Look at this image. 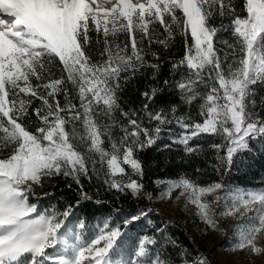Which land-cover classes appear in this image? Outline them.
I'll return each mask as SVG.
<instances>
[{
    "label": "snow or ice",
    "instance_id": "obj_1",
    "mask_svg": "<svg viewBox=\"0 0 264 264\" xmlns=\"http://www.w3.org/2000/svg\"><path fill=\"white\" fill-rule=\"evenodd\" d=\"M243 9L245 15L237 12L235 0H0V264H125L118 259L119 226L105 222L91 239L73 241L67 228L72 205L63 212L40 211L30 202V197L39 199L35 189L47 179L70 178L83 200L91 197L83 192L82 178L94 176L108 190L152 200L144 192L136 153L154 146L173 123L181 131L171 143L188 156L204 152L196 142L201 137L220 140L208 145L217 171L230 169L238 154L253 151L252 142L264 145V96H259L264 0H244ZM178 35L185 39V52L172 61L171 72L179 79H165L163 87L177 90L179 104L152 110L150 104L163 90L154 86L141 93L147 102L139 110L125 111L119 97L124 85L143 70L151 69L153 80L160 73L162 61L151 46L168 49ZM148 55L158 62L147 60ZM180 104H195L200 119L178 114ZM33 114L34 131L24 122ZM177 190L176 199L184 197L185 207L194 206L209 229L222 231L226 217L244 221L236 226L231 251L264 254V188L218 181L200 185L182 175L167 182L160 198H171ZM218 191L224 194L206 198ZM152 211L142 209L124 224L144 218L151 225ZM157 243L144 235L127 264H176V258L189 264L187 252L174 258L163 248H149ZM191 264L209 262L199 256Z\"/></svg>",
    "mask_w": 264,
    "mask_h": 264
},
{
    "label": "trees",
    "instance_id": "obj_2",
    "mask_svg": "<svg viewBox=\"0 0 264 264\" xmlns=\"http://www.w3.org/2000/svg\"><path fill=\"white\" fill-rule=\"evenodd\" d=\"M244 0H235L236 10L241 15H245L243 9ZM219 23V20L213 21ZM227 23V21H225ZM158 34H163V29L159 25L156 26ZM95 40V33L91 34ZM163 38V35H160ZM224 38L229 39L230 33H224ZM124 36L120 37L123 41ZM190 42V38H189ZM147 44V42H145ZM151 51L156 52L162 61L160 73L155 80L152 79V70L147 69L138 73L133 79L124 85L123 90L119 92L120 103L125 111L128 109L139 110L147 101L142 97L141 93L151 90L152 87L162 88L161 92L157 93L155 101L150 104L152 110H158L163 107L167 109L172 104H179V94L173 87H163L165 79L174 80L179 79V75L173 76L171 72V63L174 60L180 59L185 52V39L178 35L170 48L165 49L162 45L153 44ZM93 58H98V46L93 44L91 49ZM147 60L156 63L151 55L146 57ZM59 65L56 68V75L59 76ZM183 71V69H182ZM73 95L75 93L73 92ZM259 96H264V88H259ZM259 96L257 101L259 102ZM63 101V96L60 97ZM78 103V101H76ZM198 103V102H197ZM39 101L33 104V107L38 106ZM260 109L258 108V111ZM31 112V109L29 110ZM190 112L196 118L198 108L194 104L191 108L186 105H179L178 114ZM264 114V112H262ZM117 115H119L117 113ZM25 124L29 130L34 131L38 124L36 117L33 114L30 119L25 118ZM145 126H150L147 119L144 120ZM172 128V127H170ZM119 134L118 130H114ZM197 143L202 144L204 152L199 155L188 156L184 153L181 146L168 142H157L154 146L146 148L143 151L136 153L137 158L142 162L144 176L142 183L144 184V192L155 195L158 190V181L162 179H176L182 175L197 181L200 185H207L211 182L218 181L226 185L242 186V187H260L264 186V145L259 142L253 143V151L238 154L234 157V164L231 168L220 167V170H214L212 165H217L216 154L214 150L208 147L211 143H220L219 139L209 136L201 137ZM165 145H171L170 148H165ZM6 154V153H5ZM223 154V153H221ZM133 179L138 177L132 176ZM83 192L91 199H81L78 186L74 184L70 178L58 176L45 180L44 186H37L35 191L37 197H30V202L42 205L46 200L53 203L58 211L65 210L68 205H72L76 210L77 219L84 221L85 225L90 224L102 214L111 212L113 210L126 211L134 210L139 206L148 203L146 196L141 195L134 198L130 192L127 194L118 193L115 190H108L101 179L93 177L91 181L82 178ZM68 184H72L69 188ZM49 192L53 195L44 196L43 193ZM80 203L77 205V201ZM164 224L158 223L151 227L147 232L155 233L157 228ZM162 235L167 233L168 240H174L176 243H165L164 250L172 253L176 258L178 248H183L187 253L196 255L200 253L199 248L194 241L187 234L180 222L174 221L172 225L167 224L163 227ZM175 248V249H174ZM210 264H215V260L210 254H205ZM180 259L176 258V262Z\"/></svg>",
    "mask_w": 264,
    "mask_h": 264
},
{
    "label": "rangeland",
    "instance_id": "obj_3",
    "mask_svg": "<svg viewBox=\"0 0 264 264\" xmlns=\"http://www.w3.org/2000/svg\"><path fill=\"white\" fill-rule=\"evenodd\" d=\"M171 131H164L160 138L159 142H168L172 141L174 136L178 135L181 131L178 125L175 123L168 126ZM157 141V142H158ZM126 170L131 174V169L127 168ZM177 179V178H176ZM174 179H162L158 181L159 190L155 195H152V200H148V203L137 207L134 210H126V211H117L113 210L111 212L102 214L90 224L85 225L84 221L81 219H77L76 210L73 209L72 215L69 217L67 228L68 234L71 236L73 241L76 236H80L82 239H89V234L92 232L86 229V226H95L94 234L92 237L98 234L99 229L104 226L105 222H108L111 227L119 226L122 232L121 248L122 255L118 257V259H122L127 264V261L131 259H135L134 252L136 251L139 240L144 235L153 236L154 239L157 240V244L155 246L149 245V248L153 251L159 250L164 247L166 241H168L167 233L162 235L161 232H158L157 229H163L167 224L172 225L174 221H178L186 230L187 234L194 241L196 246L199 248L200 253L193 255L191 253H187V259L189 264L199 256H205V254H210L215 260V264H264V254L253 255L249 251H231V244L234 241L236 226L238 224L243 223L244 221L237 217H226L221 220V228L222 231H214L212 229L207 228L195 215L196 209L192 205H188L185 207V199L181 197L179 200L176 199V196L179 195V190L174 191L171 198L161 199V194L166 191L167 182ZM233 186V185H230ZM241 188H264V186L260 187H242ZM223 191H218L217 193L206 197L208 200H213L215 195H223ZM36 203V202H35ZM40 211H44L45 209L55 208V205L51 203L49 200H46L42 205H39ZM215 207V205H214ZM148 208L153 209L151 213H149L148 218L153 223L149 225L147 220L141 218L139 221L132 222L128 225L124 224V221L130 217L131 215L137 214L140 210H146ZM57 210V209H56ZM58 211V210H57ZM64 211V210H63ZM58 211V212H63ZM77 220V224L83 227L82 230L87 232L86 236L82 237L81 231L77 230V227L71 226V223ZM164 224L160 228L156 229L155 233H148L147 231L154 227L157 224ZM89 226V227H90ZM91 228V227H90ZM79 231V232H78ZM164 249V248H163ZM175 249V248H174ZM166 251V250H165ZM167 252V251H166ZM169 252V251H168ZM177 252H186L183 248H178ZM207 258V257H206ZM208 260V259H207ZM209 262V261H208ZM176 264H181V261L176 262ZM210 264V262H209Z\"/></svg>",
    "mask_w": 264,
    "mask_h": 264
},
{
    "label": "crops",
    "instance_id": "obj_4",
    "mask_svg": "<svg viewBox=\"0 0 264 264\" xmlns=\"http://www.w3.org/2000/svg\"><path fill=\"white\" fill-rule=\"evenodd\" d=\"M77 222H78L77 220H74V222L71 223V226H72V227H73V226H74V227L76 226V227H77V230L81 231V233H82V237H83V236H86V235H87V232H86L85 230H82L83 228H80V227H83V226L78 225ZM89 226H90V225H89ZM89 226H86V229H88L89 231L92 232V234H91V233L89 234V236H90L89 239H91L92 236H93V234H94L95 226L93 225V227H92V225H91V226H90L91 228H90ZM79 231H78V232H79ZM89 239H87V240H89Z\"/></svg>",
    "mask_w": 264,
    "mask_h": 264
}]
</instances>
